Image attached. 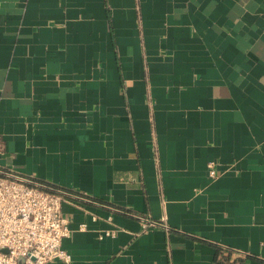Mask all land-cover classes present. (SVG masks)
Instances as JSON below:
<instances>
[{
  "label": "crops",
  "instance_id": "crops-1",
  "mask_svg": "<svg viewBox=\"0 0 264 264\" xmlns=\"http://www.w3.org/2000/svg\"><path fill=\"white\" fill-rule=\"evenodd\" d=\"M0 168L71 264H264V0H0Z\"/></svg>",
  "mask_w": 264,
  "mask_h": 264
},
{
  "label": "built area",
  "instance_id": "built-area-1",
  "mask_svg": "<svg viewBox=\"0 0 264 264\" xmlns=\"http://www.w3.org/2000/svg\"><path fill=\"white\" fill-rule=\"evenodd\" d=\"M207 172L210 179L219 175L214 162L207 164ZM65 201L87 198L0 168V264H20V259L24 264H71L61 247L70 235L68 218L62 214ZM140 221L143 232L159 226L148 218ZM108 236L115 232L99 238Z\"/></svg>",
  "mask_w": 264,
  "mask_h": 264
},
{
  "label": "water",
  "instance_id": "water-1",
  "mask_svg": "<svg viewBox=\"0 0 264 264\" xmlns=\"http://www.w3.org/2000/svg\"><path fill=\"white\" fill-rule=\"evenodd\" d=\"M20 264H24V259H20Z\"/></svg>",
  "mask_w": 264,
  "mask_h": 264
}]
</instances>
